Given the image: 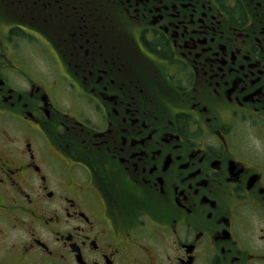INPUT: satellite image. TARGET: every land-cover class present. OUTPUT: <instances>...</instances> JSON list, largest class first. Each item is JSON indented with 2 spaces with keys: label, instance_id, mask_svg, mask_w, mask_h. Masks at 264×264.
I'll list each match as a JSON object with an SVG mask.
<instances>
[{
  "label": "flooded vegetation",
  "instance_id": "obj_1",
  "mask_svg": "<svg viewBox=\"0 0 264 264\" xmlns=\"http://www.w3.org/2000/svg\"><path fill=\"white\" fill-rule=\"evenodd\" d=\"M41 5L0 24V264H264V0Z\"/></svg>",
  "mask_w": 264,
  "mask_h": 264
},
{
  "label": "trees",
  "instance_id": "obj_2",
  "mask_svg": "<svg viewBox=\"0 0 264 264\" xmlns=\"http://www.w3.org/2000/svg\"><path fill=\"white\" fill-rule=\"evenodd\" d=\"M47 1L48 0H0L2 9L9 12V15L3 16L2 23L30 27L40 26L43 28L46 26V23L44 24L43 15L48 7L41 5V3L43 4ZM70 1L74 2L75 0ZM52 9H59V7L55 6L52 7ZM38 16L42 17V19L39 20L37 18ZM15 32L18 33L17 30H15ZM19 33L21 34V32Z\"/></svg>",
  "mask_w": 264,
  "mask_h": 264
},
{
  "label": "rangeland",
  "instance_id": "obj_3",
  "mask_svg": "<svg viewBox=\"0 0 264 264\" xmlns=\"http://www.w3.org/2000/svg\"><path fill=\"white\" fill-rule=\"evenodd\" d=\"M1 25L4 26V24L2 23ZM27 34L28 36L31 37V41L22 42L20 40L19 43L21 44L22 47L21 50L25 53V56L28 57L29 60L32 62L33 69L35 72H37L38 70L44 67L49 70L50 61L47 60L49 58L46 56H50L51 58L52 57L56 58L52 47H50L43 38L39 37L35 33L27 31ZM45 52L47 54L46 56H45ZM50 70H53V68L51 67ZM11 239H13V237H11L9 240ZM2 248L3 246L0 242V256L3 254Z\"/></svg>",
  "mask_w": 264,
  "mask_h": 264
}]
</instances>
